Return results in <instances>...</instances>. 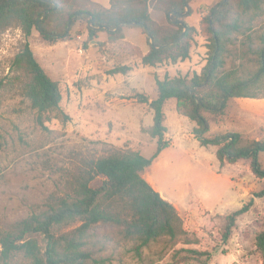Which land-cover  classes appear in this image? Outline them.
Masks as SVG:
<instances>
[{"label":"rangeland","instance_id":"rangeland-1","mask_svg":"<svg viewBox=\"0 0 264 264\" xmlns=\"http://www.w3.org/2000/svg\"><path fill=\"white\" fill-rule=\"evenodd\" d=\"M217 1L190 2L191 13L186 21L197 32L189 57L156 66L141 62L148 45L139 27L125 28V40L111 41L105 32L89 39L88 21L79 18L74 20L69 40L53 43L41 39L33 29L27 38L30 48L46 73L58 82L62 93L59 109L41 114L22 94L19 75L10 70L25 41L23 33L16 25L0 32V230L9 229L15 222L46 209L48 204L72 195L77 176L92 160L114 150H137L145 157L155 152L157 139L143 130L152 124V111L140 96L148 100L157 96L156 79L191 77L202 72L209 56V40L201 21ZM78 4L96 7L78 0L72 2L71 9ZM149 12L160 24H167L161 3L150 0ZM66 19V12L59 14L50 20V26L61 29ZM261 32L264 16L255 20L253 32L234 36L226 54L227 68H239L243 74L245 70H257L253 50ZM248 36H252L250 47ZM122 65L129 69L124 73L111 72ZM253 90L264 96L263 85ZM258 101L253 109L261 112L264 122V97ZM175 103V98H170L164 106V124L168 126L165 139L169 145L142 175L177 208L185 220L188 241L172 244L161 238L137 252L135 240L124 239L118 228L101 227L98 236L109 241L96 247L98 254H111L115 264H201L205 257L196 259L182 250L197 249L211 252L207 264H262L255 242L264 225V196L256 193L264 186V179L252 173L246 160L220 167L217 146L200 145L191 132L195 122L179 115ZM250 110L248 104L232 98L223 114L204 112L210 122V134L232 131L241 132L244 140L264 139V124L256 128ZM259 159L264 167V152ZM100 182L101 177H96L92 184ZM251 200L248 210L237 217L227 242L214 249L225 216ZM0 264L31 263L19 253L8 260L0 258Z\"/></svg>","mask_w":264,"mask_h":264},{"label":"trees","instance_id":"trees-1","mask_svg":"<svg viewBox=\"0 0 264 264\" xmlns=\"http://www.w3.org/2000/svg\"><path fill=\"white\" fill-rule=\"evenodd\" d=\"M86 1L96 7L78 4L71 9L72 2L78 3V0H0V32L16 25L25 38L10 70L19 75L22 94L40 114L59 109L62 93L58 82L46 73L30 48L27 38L33 29L48 42L69 40L74 20L86 18L89 39L105 32L115 41L124 38V28H141L148 45L146 53L141 55L144 65L175 63L190 55L197 28L186 19L193 0H156L167 15L166 25L151 16L150 0H110L109 7ZM64 12L67 13L64 26L61 29L51 27L50 20ZM263 16L264 0H218L201 21L209 40V56L202 72L191 77L176 75L156 79L157 96L150 101L140 96L141 102H148L152 110V125L143 130L157 139L155 152L145 157L137 150H114L92 160L77 176L72 195L48 204L46 209L15 222L9 229L0 230V258L8 260L21 253L31 264H115L111 254H98L96 247L109 241V238L98 236L101 227L118 228L124 239L135 240L137 252L161 238L169 239L172 244L188 241L185 220L177 208L142 175L169 145L165 139L164 106L170 98H175V110L179 115L195 122L191 132L200 145L217 146L220 167L246 160L252 173L264 179V167L259 159V154L264 152V139L244 140L241 132L232 131L212 135L210 122L204 115V112L223 114L232 98L264 97L253 90L264 86V32L256 36L257 47L253 50L259 65L256 71L245 70L243 74L239 73V68L226 67L228 46L233 43L234 36L253 32L255 20ZM248 37L250 47L252 36ZM128 69L129 66L122 65L111 72L124 73ZM96 177H101V182L93 186ZM256 196H264V186ZM251 203L252 200L225 216L214 249L227 242L237 217L247 211ZM255 244L264 264V225L256 235ZM182 250L192 253L196 259L205 257L201 264H207L211 257L208 250Z\"/></svg>","mask_w":264,"mask_h":264},{"label":"crops","instance_id":"crops-1","mask_svg":"<svg viewBox=\"0 0 264 264\" xmlns=\"http://www.w3.org/2000/svg\"><path fill=\"white\" fill-rule=\"evenodd\" d=\"M92 2H94L95 4H98V5H101L103 7H109L110 6V0H91ZM128 28V27H126ZM125 40V28H124V38ZM147 51V50H146ZM143 52L144 53H146ZM235 100L238 99V101H241L242 103L244 104H248L250 106V112H249V115H250V118H251V122L254 124L255 123V126L256 128H258L260 125H263L264 122H262V120L260 119V115H261V112L258 111V110H254V106H257L259 101H258V98H252L254 100H248V99H251V98H246L247 100H245V102L243 100H241L242 98H234ZM150 101V100H149ZM229 102V101H228ZM253 102V103H251ZM227 106H228V103H227ZM152 111V110H151ZM151 116L153 117V114L152 112L150 113ZM153 122V121H152ZM152 125V124H151ZM150 126V125H149ZM195 126V125H194ZM166 127L168 128V126L166 125ZM156 190V189H155ZM157 191V190H156ZM162 197L165 199V197L162 195Z\"/></svg>","mask_w":264,"mask_h":264},{"label":"built area","instance_id":"built-area-1","mask_svg":"<svg viewBox=\"0 0 264 264\" xmlns=\"http://www.w3.org/2000/svg\"><path fill=\"white\" fill-rule=\"evenodd\" d=\"M79 52L82 53V49H79Z\"/></svg>","mask_w":264,"mask_h":264}]
</instances>
